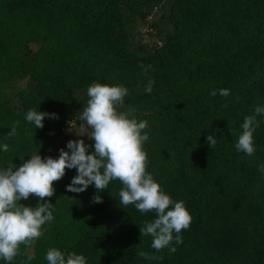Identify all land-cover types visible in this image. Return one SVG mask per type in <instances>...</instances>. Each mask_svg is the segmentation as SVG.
I'll use <instances>...</instances> for the list:
<instances>
[{
  "label": "trees",
  "instance_id": "trees-1",
  "mask_svg": "<svg viewBox=\"0 0 264 264\" xmlns=\"http://www.w3.org/2000/svg\"><path fill=\"white\" fill-rule=\"evenodd\" d=\"M153 1L0 0V264H264V0H169L134 45ZM85 89L122 123L58 145Z\"/></svg>",
  "mask_w": 264,
  "mask_h": 264
},
{
  "label": "rangeland",
  "instance_id": "rangeland-1",
  "mask_svg": "<svg viewBox=\"0 0 264 264\" xmlns=\"http://www.w3.org/2000/svg\"><path fill=\"white\" fill-rule=\"evenodd\" d=\"M159 5L153 20L149 22L146 18L151 10L152 4ZM169 0H155L144 7V15L139 16L136 23L130 27V35L134 45H142L151 48L160 44L165 39V34L170 32L172 27L169 23H164L161 19L162 14L168 11ZM151 28V30H150ZM31 48L35 50L37 45L32 43ZM30 85V78L15 77L11 80L9 86L3 90V96L10 100H16V94L19 90L27 88ZM64 107L71 111L73 119L65 126L64 135L59 139L58 145H65L75 141H86L93 137L95 122L98 116H102L98 123L101 129V135L109 137L115 127L122 123V114L115 111V106L101 109L98 104V95L91 89H85L76 93L72 100L66 101ZM80 121V122H78ZM36 181L45 180V159L40 158L39 163L33 168ZM33 247L27 248V253L32 254Z\"/></svg>",
  "mask_w": 264,
  "mask_h": 264
},
{
  "label": "built area",
  "instance_id": "built-area-1",
  "mask_svg": "<svg viewBox=\"0 0 264 264\" xmlns=\"http://www.w3.org/2000/svg\"><path fill=\"white\" fill-rule=\"evenodd\" d=\"M157 7H154L153 10L149 13V15L146 17L149 22L153 20L154 14L157 12ZM151 30V28H150Z\"/></svg>",
  "mask_w": 264,
  "mask_h": 264
}]
</instances>
